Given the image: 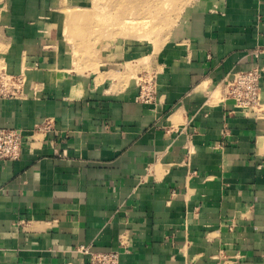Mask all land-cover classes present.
Segmentation results:
<instances>
[{
    "label": "crops",
    "instance_id": "crops-1",
    "mask_svg": "<svg viewBox=\"0 0 264 264\" xmlns=\"http://www.w3.org/2000/svg\"><path fill=\"white\" fill-rule=\"evenodd\" d=\"M62 1L0 0V76L23 78L0 128L24 134L0 161V264H89L81 245L120 264H264V71L258 112L222 88L264 67V0L200 2L150 81L124 44L81 70Z\"/></svg>",
    "mask_w": 264,
    "mask_h": 264
},
{
    "label": "rangeland",
    "instance_id": "rangeland-1",
    "mask_svg": "<svg viewBox=\"0 0 264 264\" xmlns=\"http://www.w3.org/2000/svg\"><path fill=\"white\" fill-rule=\"evenodd\" d=\"M202 1L63 0L55 18L81 70L92 69L112 46L124 44L127 70L138 81H150L177 28Z\"/></svg>",
    "mask_w": 264,
    "mask_h": 264
},
{
    "label": "built area",
    "instance_id": "built-area-1",
    "mask_svg": "<svg viewBox=\"0 0 264 264\" xmlns=\"http://www.w3.org/2000/svg\"><path fill=\"white\" fill-rule=\"evenodd\" d=\"M264 67L251 70H240L227 76L222 81L224 96L233 100L234 106L246 114L250 111L258 112L263 105L260 79ZM23 78L19 76H0V93H10V85L14 94L22 86ZM4 93V94H3ZM0 94V95H1ZM143 100L151 99V92L142 91ZM24 134L20 128H0V161L16 160L22 154ZM78 250L89 256V264H120L121 252L118 250L95 251L90 246L81 245Z\"/></svg>",
    "mask_w": 264,
    "mask_h": 264
}]
</instances>
